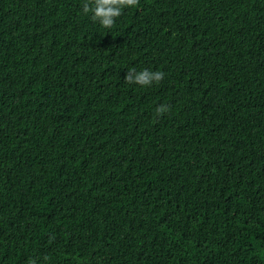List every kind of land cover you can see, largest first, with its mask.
<instances>
[{
    "label": "trees",
    "instance_id": "1",
    "mask_svg": "<svg viewBox=\"0 0 264 264\" xmlns=\"http://www.w3.org/2000/svg\"><path fill=\"white\" fill-rule=\"evenodd\" d=\"M81 3L0 0V264H264V0Z\"/></svg>",
    "mask_w": 264,
    "mask_h": 264
},
{
    "label": "clouds",
    "instance_id": "2",
    "mask_svg": "<svg viewBox=\"0 0 264 264\" xmlns=\"http://www.w3.org/2000/svg\"><path fill=\"white\" fill-rule=\"evenodd\" d=\"M137 0H82L81 12L88 16L93 22L105 29L111 28L115 23V18L121 16L123 10L135 8ZM164 73L160 70L141 68L137 70L135 66L127 68L123 80L128 84L148 87L160 82ZM168 111L166 104H158L155 107L157 115ZM28 264H36L34 259L29 258Z\"/></svg>",
    "mask_w": 264,
    "mask_h": 264
}]
</instances>
